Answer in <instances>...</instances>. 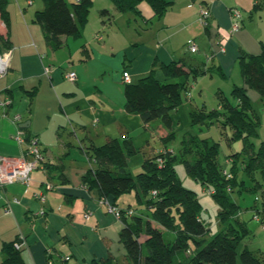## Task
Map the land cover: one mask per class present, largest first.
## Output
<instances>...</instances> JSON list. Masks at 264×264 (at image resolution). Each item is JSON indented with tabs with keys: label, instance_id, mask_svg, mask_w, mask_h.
Returning <instances> with one entry per match:
<instances>
[{
	"label": "crops",
	"instance_id": "crops-1",
	"mask_svg": "<svg viewBox=\"0 0 264 264\" xmlns=\"http://www.w3.org/2000/svg\"><path fill=\"white\" fill-rule=\"evenodd\" d=\"M67 1L72 3L77 0ZM171 1L170 9L158 19L159 30L175 32L179 27L187 29L196 24L199 6L205 4L210 8L211 16L205 28L206 34H202L204 43L198 45L190 33L194 40L187 39L188 49L184 48L187 49L184 53L178 46L157 44V49L153 46L154 52L145 63L135 68L131 66V69L121 58V65L114 73L120 76L111 82L122 83L124 71L130 73L133 83L150 72L160 80L168 79L162 65L173 61L189 70L205 71L198 74V78H203L201 81H193L190 77V96L186 95L185 102L171 112L172 131L177 133L186 129L183 136L192 127L190 112L204 105L211 109L213 104H219V95H225L223 87H230L233 77V89L236 85L248 88L243 75L235 76L237 65L241 72L239 58L243 54L261 53L264 36L252 34L249 28L252 23L244 18L245 11L240 7L242 27L233 31L231 9L234 6L227 0H201L197 8L188 2H184L187 6L183 8L181 0ZM44 7V0H39V3L34 0H6L4 14L0 12V50L13 49L10 69L0 78V99L11 100L8 107L0 109V170L26 157L28 145L19 143L15 138L19 129L26 137H38L47 158L45 165L34 171L29 187L20 183L0 187L2 261L6 257L5 244L16 240L19 235L26 237L27 242L21 249L24 264H91L94 260L108 257L118 260L125 252L120 241L124 222L101 204L103 195L99 190L91 189L84 183L87 172L97 168L96 163L88 161L92 147L114 138L129 140L135 151L129 156L128 167L134 174L142 172V165L148 158L171 148L161 139L159 129L156 131L153 126L155 123L146 124L139 114L127 111L124 100H115V94L111 95L104 88L95 87L90 91L89 78L80 73V67L72 62L81 52L88 51L77 43L72 50L71 36L61 37V47L54 49L46 40L43 26L35 21L36 12ZM142 17L145 20L143 33L151 32L155 24L147 21L151 18ZM98 40L102 41L103 37ZM141 42L144 43L143 40ZM192 42L206 54L199 58L194 56L195 61L187 62L183 55L191 52L189 45ZM200 51L192 53L199 54ZM104 60L107 63L111 61L106 56ZM47 67L51 68V72H45ZM70 71L76 72V81L67 79L66 73ZM208 75H217L220 83L210 94L211 100L204 97V83ZM96 81L93 79V83ZM248 91L256 96L253 89L248 88ZM15 114L22 115L19 122L14 121ZM156 122L159 126L160 122ZM25 123L27 126L22 127ZM155 136L160 138L165 148L145 152ZM48 182L55 185L54 190L46 191ZM43 191L47 199L41 203L37 193ZM16 197L20 202L12 201ZM5 199L10 200V213L4 210ZM128 203L126 206L116 200L121 209L132 207L131 202ZM41 207L45 209V214L38 216L36 212Z\"/></svg>",
	"mask_w": 264,
	"mask_h": 264
},
{
	"label": "trees",
	"instance_id": "trees-1",
	"mask_svg": "<svg viewBox=\"0 0 264 264\" xmlns=\"http://www.w3.org/2000/svg\"><path fill=\"white\" fill-rule=\"evenodd\" d=\"M113 1L118 12H133L137 16H141L140 3L147 1L157 19H161L173 4L171 0ZM44 2L45 7L36 12L35 21L43 26L46 40L54 49L61 47V37L81 34L93 5V0ZM4 4L6 0L0 2L2 14ZM101 15L113 16L108 9L102 10ZM147 21L152 22L151 19ZM239 63L248 88L264 98V48L259 54H243ZM162 69L168 79L160 80L150 72L136 83H125L126 109L139 114L146 124L159 121L161 139L169 143L176 136L172 132L171 112L185 102V95L192 83L190 77L194 81L198 74L205 71L189 70L176 61L163 64ZM248 88L238 85L234 87L231 94L238 102L235 105H231L223 94L219 95V102L227 111L223 124L234 128L233 140L243 139V154L246 159L244 172L254 175L256 171H261L264 180V141L258 147L254 141L258 121L249 114L252 103ZM219 114L223 115L216 108L194 109L190 112L191 126L218 119ZM252 121L255 123H250ZM189 137L200 139L203 150L197 152L188 149ZM196 137V133L187 131L182 136L179 154L186 172L211 190L220 206L222 230L216 235L211 234L210 225L201 214L202 205L197 193L185 188L177 177L174 167L177 151L165 148L144 162L142 172L134 174L128 167L129 156L135 151L131 142L110 139L103 145L92 147L90 157L97 168H91L87 172L84 177L85 185L99 190L114 204L122 195L135 190L138 202L146 204L152 214H140L132 207L122 209L124 226L120 232V241L124 254L118 260L108 257L94 260L91 264H264L247 244L241 245L230 233L234 229L228 223L229 217L241 208L224 192L228 182L233 179V171L230 172L219 164L217 143ZM148 194H152L150 199H146ZM129 210H133V213L129 214ZM256 215L254 214V218ZM260 219L264 224V217L261 216ZM170 232L174 233L172 239L168 238ZM243 232L246 237L245 230ZM142 236L145 239H141ZM19 239L17 236L16 240L5 244L6 257L0 264H24L21 249L16 247Z\"/></svg>",
	"mask_w": 264,
	"mask_h": 264
},
{
	"label": "rangeland",
	"instance_id": "rangeland-1",
	"mask_svg": "<svg viewBox=\"0 0 264 264\" xmlns=\"http://www.w3.org/2000/svg\"><path fill=\"white\" fill-rule=\"evenodd\" d=\"M34 1L39 3V0ZM7 2H9V0H7ZM184 2L195 4L193 8H197L196 5H199L201 0H181L180 3L183 5V8L187 6V3ZM227 2L231 6L236 8L240 7L245 11L244 18L246 17L245 19L252 23L249 28L253 35L264 36V0H227ZM104 9H108L113 16H102L101 11ZM139 9L141 10V16H137L133 12L120 13L116 10L113 0H93L88 21L82 27L81 34L78 36H71L73 39V43L71 44L72 50H74V43H77L82 46V49H86L88 51V53L86 51L81 52L79 57L77 59L75 58L72 62L75 66L80 67V73L89 78L90 83L88 88L92 86L90 91H92V89L95 90V87H98V89L104 88L110 92L111 95L115 94V100L120 98L122 101L124 100L125 104L127 102L124 87L125 82H111L115 78L118 79L119 74L117 75L114 73L117 67L121 65V58H124L127 68L131 69V66L135 68L137 65L139 66L147 61L149 55L154 52L152 49H154V47L157 49V44L162 46L169 43L182 48L181 50H183L184 53L188 49V45H186L187 39L191 38L194 40L195 37L198 45H202L204 43L202 34H206V27L200 21L198 14L196 24L191 25L187 29L182 27L177 28L175 30L177 35H175L173 30H169L170 32L163 29L159 30L157 24L159 20L154 17L153 8L147 1H142L139 5ZM142 16L145 18H151L152 25L155 24L154 29L151 32L143 33L145 20ZM172 33L174 34L173 36ZM190 33H192V36L194 37H192ZM156 34L158 35L154 37ZM98 35L103 37L102 41L97 39ZM142 40L144 41L143 44L141 42ZM186 47L187 49H184ZM199 51L200 49L198 52ZM187 53L188 54L183 55V57L186 56L184 59L187 62L195 61L196 58L194 56L199 58V56L206 54L203 49H201L199 54H193L188 51ZM101 54L106 56L111 61L107 63L104 60V56ZM199 66L204 65L200 64ZM237 69L238 72H236L235 76H242L238 65ZM105 70H107L106 73ZM93 79H97V83H93ZM196 79L200 81L203 80V78L201 79L198 77ZM206 79L207 80L204 83V97L211 100L212 96L210 94L213 93L217 89V86L220 85L218 82L219 78L217 75L214 77L208 75ZM233 80L234 77L230 80V87H227L226 89L223 87L225 90L224 96L228 99V102L231 105L238 103L234 96H232V92L230 93L233 89L231 87L234 84L232 83ZM196 89L199 91L197 86ZM254 92L256 96L251 95L249 92L252 103V111L249 114L254 120L256 119L258 121L257 136L254 139L255 144L258 147V144L264 141V98H262L256 91ZM190 93L191 92L188 91L186 95L190 96ZM219 98L220 97H218V99ZM215 108L219 109L220 113L223 115L219 114L217 117L218 119L192 126L189 131L196 133V135L201 139H206L210 142L218 144L219 164H221L223 168H227L230 172L233 171V179H230L231 181L228 182L229 185L226 186V190L224 189V192L228 195L231 201H235L241 207L236 211V213L229 217L228 223L232 226V229H234L230 233L233 237L239 240L241 245L244 243L247 244L253 251L254 255L259 257L261 261L264 262V224L261 223L262 219L257 220L254 218V214H259V218H261V216L264 217L263 175L261 171H256L254 175H248L244 172V160L246 161V159L243 154V139L239 138L233 140L234 128L230 125L223 124L226 121L225 115L227 114V111L225 108L221 107L220 102L219 104L217 102L212 105L211 109ZM221 108H223V110H220ZM202 109L208 110V106L204 105ZM154 123L155 124H153V126L157 131L159 129L157 128L158 123ZM250 123L253 124L255 122L252 121ZM185 130L186 129L178 131L175 138L166 144L167 147L178 152V157L174 164L176 175L185 188L193 190L197 193L199 202L202 205L201 214L206 223L210 225L211 234L216 235L222 230L221 219L219 216L220 206L213 198L211 190H209L207 186L203 185L201 181L196 180L193 176L186 172L184 163L181 160L182 157L179 154L182 134ZM101 142L98 144H101ZM187 142L188 149L193 151L196 150L197 152L203 150V145L200 139L189 137ZM161 148H165L164 143L161 142L160 138H156L155 136V139H152L149 147H146L145 152H153L154 150H159ZM167 150L171 151L170 149ZM89 157L90 155L88 156V161L92 162L91 157ZM242 181H244V184ZM258 181L263 182L261 183ZM151 197L152 194H148L146 199H150ZM103 198L107 197L102 196L101 201L104 200ZM119 201L120 203H125L126 206L129 205L128 202H131L130 204L133 208H135L134 211H137L140 214L148 216H151L152 214V210L147 208L145 206L146 204L144 205L138 202L135 190L122 195L121 198H119ZM244 230L247 234L246 237L243 232ZM173 235L174 233L170 232L168 238L172 239ZM141 239H145V237L142 236ZM2 257V250H0V263L2 262Z\"/></svg>",
	"mask_w": 264,
	"mask_h": 264
},
{
	"label": "built area",
	"instance_id": "built-area-1",
	"mask_svg": "<svg viewBox=\"0 0 264 264\" xmlns=\"http://www.w3.org/2000/svg\"><path fill=\"white\" fill-rule=\"evenodd\" d=\"M231 15L233 18L232 29L233 31H237L242 27V20H243L242 10L234 7L231 9ZM198 16L200 21L205 25V27H207L209 24V18L211 16L210 8L205 4H201L199 6ZM97 39H102V36L98 35ZM189 50L195 53L198 51V47L194 42H192L189 45ZM12 54H13V49H9L6 51L0 50V78H2L8 73L11 65ZM45 72L46 73L51 72V68L47 67L45 69ZM66 77L70 81L77 80V74L74 71L67 72ZM122 78L125 83L131 82V75L128 71L123 72ZM10 104H11V100L9 98L4 100L0 99V109L4 110ZM21 118H22L21 114H15L13 119L15 122H19ZM15 138L19 143L28 145V149L25 153L26 157L19 161L9 163L5 168L0 170V187L10 185L13 183H20L25 185L26 187H29L33 180L34 171L37 170L38 168L43 167L47 162V158L40 147L38 137L36 136L26 137V135H24V131L19 129L17 134L15 135ZM91 160H92L91 163H93L92 158ZM54 189H55V185H53L52 183L48 182L46 184V191H52ZM37 198L41 201V203H44L47 199L46 192L43 191L37 193ZM103 199L104 200L101 201V204L107 207V211L109 213L114 214L118 218H122L121 217L122 209L118 205L113 204L108 198H103ZM12 201L17 203L20 202V199L16 197ZM4 210L6 213L11 212L10 200L8 199H5ZM130 213H133V210H129V214ZM44 214H45V209L43 207H41V209L36 212V215L38 216ZM86 216H88V214H86ZM255 218L257 220L260 219L258 215H256ZM19 238L20 239L19 242L16 243V247L18 249H22L23 246L27 245L26 237L19 235Z\"/></svg>",
	"mask_w": 264,
	"mask_h": 264
},
{
	"label": "water",
	"instance_id": "water-1",
	"mask_svg": "<svg viewBox=\"0 0 264 264\" xmlns=\"http://www.w3.org/2000/svg\"><path fill=\"white\" fill-rule=\"evenodd\" d=\"M21 126H22V127H26V126H27V123H25V124H22Z\"/></svg>",
	"mask_w": 264,
	"mask_h": 264
}]
</instances>
